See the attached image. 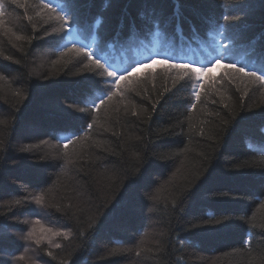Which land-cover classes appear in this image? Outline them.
I'll return each mask as SVG.
<instances>
[{
	"label": "trees",
	"instance_id": "1",
	"mask_svg": "<svg viewBox=\"0 0 264 264\" xmlns=\"http://www.w3.org/2000/svg\"><path fill=\"white\" fill-rule=\"evenodd\" d=\"M28 2L35 7L38 0ZM193 2L202 3L205 13L227 14L244 0ZM177 3L183 7L184 0H168L169 14ZM255 4L256 13L249 21L252 36L264 29V6L261 0ZM126 6L134 16L132 0H120L116 10L110 0H87L85 12L90 19H104L110 29L104 39L112 43L118 31L117 16ZM7 13L0 26V120L6 121L0 125L4 146L0 151V219L8 217L5 231L11 242L0 244V264H264V151L260 145L264 141V90L245 94L243 85L238 90L235 84L221 82L223 87L208 88L200 101L191 97L188 86L161 98L171 81L159 66H153L154 80L149 77L122 104L100 113L86 136L64 148L60 142L70 134L67 129L79 124L56 118L52 111L58 101L69 103L84 90L86 75H78L79 67L66 64L63 58L53 63L57 54L52 38L44 37L39 26L33 30L22 8L11 5ZM195 24L202 30L198 21ZM182 28L184 37L190 38L189 24L185 22ZM17 35L24 38L16 40ZM128 54L134 50L113 52L121 61ZM185 55L203 63L207 53L193 43ZM222 73L223 67L212 66L205 73V83L209 74L218 79ZM190 103L196 106L189 111ZM163 129L170 134H160ZM24 145L34 146L33 150L21 153ZM133 152L146 154L148 161L140 168L143 179L129 188L126 173L134 172L140 163L132 159ZM153 153L169 155L159 160ZM193 186L199 187L196 195L173 204L181 189L195 191ZM49 188L52 203L71 205L67 212L34 203L9 210L12 201ZM221 191L239 199L212 197V192ZM149 195L158 199L150 200ZM133 196L135 203H130ZM117 201V211L96 232L86 230L89 215H102L105 206ZM209 214L245 219L225 232L188 230L190 222ZM25 220L29 223L24 224ZM41 226L53 232L71 228L73 235L53 242L44 238L40 246L20 239L32 228L37 237H43L37 232ZM249 235L250 248L244 245ZM57 243L61 248L54 247ZM114 248L122 251L109 256ZM48 251L55 259L46 255Z\"/></svg>",
	"mask_w": 264,
	"mask_h": 264
},
{
	"label": "snow or ice",
	"instance_id": "2",
	"mask_svg": "<svg viewBox=\"0 0 264 264\" xmlns=\"http://www.w3.org/2000/svg\"><path fill=\"white\" fill-rule=\"evenodd\" d=\"M86 2L87 0H38L33 7L28 0H0V26L4 24L3 18L8 15L9 6L22 8L32 29L36 30L39 26L43 30L44 37L52 38V47L57 54V60L53 63L63 58L66 64L71 63L79 67L78 75H86L84 90L69 103L58 101L52 111V115L56 118L79 124V127L67 129L70 134L63 137L60 142L64 148L86 136L98 123L100 113H107L116 105L122 104L128 99L129 94L136 92L149 77L154 80L156 68L153 66H159L171 81V88L165 87L160 93L161 98L165 93H171L173 89L188 86L191 97L195 101H200L201 96L207 94L208 88L215 89L217 84L223 87L224 84L221 82L228 85L235 84L238 90L239 85H243L247 90L245 94L252 89L264 90V29L256 36L250 35L252 25L249 21L256 13L255 0H244L229 9L227 14L215 11L205 13L201 10L203 4L194 3L193 0H184L183 7L177 3L171 14L167 11L168 0H132L136 6L135 15L133 16L126 6V10L117 16L118 31L112 37V43L104 39L110 31L105 27L104 19L98 16L90 19L86 14ZM110 3L116 10L120 0H110ZM261 5L264 6V0H261ZM196 21L201 24L202 30L196 28ZM185 22L192 29L190 38H185L183 34L182 26ZM15 38L21 40L24 37L17 35ZM193 43L207 53L203 63H198L185 55L186 51L192 50ZM117 50L128 52L134 50V54L121 61L113 55ZM221 61L225 63L221 65ZM212 66L223 67V73L218 79L209 74L208 83H205V73H210ZM0 79H3V76H0ZM156 103L158 104L159 101ZM195 106V103H190L188 110L194 109ZM116 110L118 111V108ZM125 111H127L126 106ZM146 111L147 109H141V112ZM132 115H137V112L133 111ZM4 124L6 121L0 120V125ZM160 134H170V130L163 129ZM42 142L46 143V141ZM260 145L261 151H264V141H260ZM96 146L102 147V143L96 142ZM3 147L0 141V151H3ZM33 147L24 145L19 151L28 153ZM153 155L156 159L166 160L169 154L153 153ZM131 157L140 163L137 164L134 172L126 173L129 177V188H132L139 179H143L140 168L148 161L146 154L141 156L138 152H133ZM63 158L65 164L70 162L67 152L63 154ZM133 176L136 178L132 179ZM193 187L195 191L181 189L173 199V204H176L177 199L183 203L184 200L196 195L199 187ZM51 194L50 188L36 193L29 192L23 199L12 201L9 210L30 203L41 208L52 207L57 212H67L71 208V205L61 207L60 204L52 203L49 199ZM211 195L213 198L239 199L229 197V193L223 191L212 192ZM148 199L155 201L158 196L149 195ZM130 203H135L134 196L130 198ZM118 204L119 201L105 206L102 215H89L85 222L86 230L96 232L105 220L117 211ZM244 219L243 216L222 214L214 217L209 214L199 222H190L188 230L225 232L237 221ZM7 220L6 216L0 219V244L5 241L11 242V237L5 231ZM23 223L28 224L29 221L25 220ZM35 231V228L28 230L26 234L20 236V239L32 241L40 246L44 237H37ZM41 231H47L52 236L63 237L65 240L73 235L71 228L54 232L51 228H41ZM83 234L82 231L81 235ZM48 239L51 242V238ZM244 245L250 248V235L245 239ZM54 247L59 249L61 245L57 243ZM121 251L114 248L109 252V256H115ZM46 255L55 259L51 251ZM136 255L139 256L140 251H137Z\"/></svg>",
	"mask_w": 264,
	"mask_h": 264
},
{
	"label": "rangeland",
	"instance_id": "3",
	"mask_svg": "<svg viewBox=\"0 0 264 264\" xmlns=\"http://www.w3.org/2000/svg\"><path fill=\"white\" fill-rule=\"evenodd\" d=\"M128 55L130 56V54H128ZM41 228H44V229H48V228H46V227H44V226H41V227H39L38 230H37V232H38L39 234H43V237L45 238V240H48V241H49V239H48L49 237L51 238V242H53V240H58L59 237L52 236L51 233H49V232H47V231L42 232V231H41ZM12 255H13V254H12Z\"/></svg>",
	"mask_w": 264,
	"mask_h": 264
}]
</instances>
